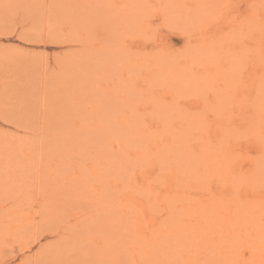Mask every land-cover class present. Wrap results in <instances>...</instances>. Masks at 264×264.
I'll use <instances>...</instances> for the list:
<instances>
[{"label": "rangeland", "instance_id": "rangeland-1", "mask_svg": "<svg viewBox=\"0 0 264 264\" xmlns=\"http://www.w3.org/2000/svg\"><path fill=\"white\" fill-rule=\"evenodd\" d=\"M0 264H264V0H0Z\"/></svg>", "mask_w": 264, "mask_h": 264}]
</instances>
